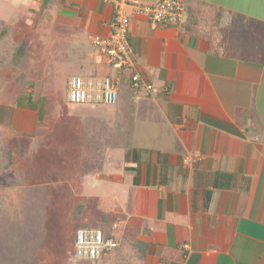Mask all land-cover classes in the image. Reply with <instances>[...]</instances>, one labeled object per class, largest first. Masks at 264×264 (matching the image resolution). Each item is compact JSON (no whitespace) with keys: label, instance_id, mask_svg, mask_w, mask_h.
Here are the masks:
<instances>
[{"label":"crops","instance_id":"obj_1","mask_svg":"<svg viewBox=\"0 0 264 264\" xmlns=\"http://www.w3.org/2000/svg\"><path fill=\"white\" fill-rule=\"evenodd\" d=\"M201 1L223 8L234 30L264 21V0ZM50 8L67 29L55 43H74L90 69L112 3L0 0L1 26L13 28L14 12L25 21ZM183 24L131 17L137 69L157 91L134 87L130 69L114 73L117 116L50 117L30 94L13 101L12 136L39 138L38 161L70 171L87 214L109 219L119 246L95 264H264V63L215 55Z\"/></svg>","mask_w":264,"mask_h":264},{"label":"rangeland","instance_id":"obj_2","mask_svg":"<svg viewBox=\"0 0 264 264\" xmlns=\"http://www.w3.org/2000/svg\"><path fill=\"white\" fill-rule=\"evenodd\" d=\"M14 14L11 30H4L3 21H0V264H59L58 259L62 256L61 264H78L70 257L73 231L79 224L93 226L94 216L88 215L86 223L83 218H77L75 203L45 202L44 193L37 186L23 184L25 180L23 182L20 178L23 172L19 168L23 161L21 156L29 159L27 165L36 161L39 138L17 137L24 145L14 153L16 161L13 166L9 153L1 150L16 147L9 122L13 101L19 96L26 99L32 94L39 104L46 103L45 112L50 117L59 110L84 118L114 114L116 109L113 106L78 104L71 108L66 103L70 75L113 74L114 70L107 67L100 71L98 65L104 67V63H99L96 51L91 52L92 59L88 61L91 68L88 69L87 61L72 49L76 47L74 43H71V49L70 44L55 43L57 33L64 36L67 29L55 25L52 8L25 21L18 18L21 11ZM23 39L26 41L20 44ZM65 92L64 107H57ZM123 116L130 122L128 127L132 128L130 111H124ZM83 133L85 136V131ZM123 143L127 144L128 140L124 139Z\"/></svg>","mask_w":264,"mask_h":264},{"label":"built area","instance_id":"obj_3","mask_svg":"<svg viewBox=\"0 0 264 264\" xmlns=\"http://www.w3.org/2000/svg\"><path fill=\"white\" fill-rule=\"evenodd\" d=\"M108 1L115 10L111 33L96 36L93 44L100 60L114 70L113 74L71 75L67 80V100L70 103L116 105L119 92L114 73L129 69L132 70L130 81L134 87L145 86L150 91H157L137 69V58L128 39L131 17L143 16L155 27L181 26L187 17L185 0H159L154 3L139 0ZM75 246L78 258L97 260L106 251L117 248L119 241L107 238L99 228H80L76 234Z\"/></svg>","mask_w":264,"mask_h":264},{"label":"trees","instance_id":"obj_4","mask_svg":"<svg viewBox=\"0 0 264 264\" xmlns=\"http://www.w3.org/2000/svg\"><path fill=\"white\" fill-rule=\"evenodd\" d=\"M186 4L188 17L183 25H185L187 30L191 31L194 35L206 39L209 44V51L211 53L219 56H232L242 60H252L264 63V21L253 20L250 22L248 29L238 31L227 27L225 22L227 12L223 8L216 7L211 3L201 0H186ZM19 50L21 51L22 49ZM97 74L99 75L100 73L98 72L90 75ZM65 95L66 92L64 93L61 101L57 104V107L63 106V103L65 102ZM29 100L34 103L36 98L30 94ZM66 103L68 107L78 105L70 103L68 100ZM117 104L113 105V107L117 106ZM60 113L61 112L59 110L58 113L54 114L59 115ZM23 143L24 142L22 140H17L16 138L13 142V145H16L15 148L9 146L6 148V150L5 148L1 150V152L6 151V154L9 153L8 155L10 156V159H12V166L16 161V159H14V153L18 151L19 146H23ZM9 150L12 151L9 152ZM21 157L23 161L21 162V167L19 168L21 172H23L22 176H20V178L23 179V182L25 180V183L23 184L26 185V187L30 185L37 186L41 192L43 191L45 202H51L55 204L63 203L69 205L75 203L77 205V218H83L82 220L87 223L86 219L88 218V214L85 208V202L77 203L78 197L75 195L70 185V183L73 185L78 183V179L75 178L74 175H71L70 171H61L55 169V166L52 162L45 163V161H38V159H36V161L33 160L29 165H27L29 159L27 157L26 159H24L23 156ZM93 216L94 218L92 221L95 220L93 226L79 224V226H76L75 231H73L74 234L72 240V249L70 250V257L73 260H76L78 264H95L114 251H106L103 256L97 260H86L77 257L75 246L76 234L80 228H99L104 231L107 238L112 237L116 239V234L111 229L109 219L99 213L96 217L94 214ZM91 223L93 224V222ZM62 259H64L63 256L58 259L59 264H61L60 262H62Z\"/></svg>","mask_w":264,"mask_h":264}]
</instances>
